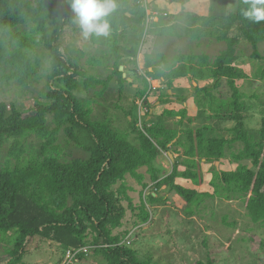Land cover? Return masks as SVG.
<instances>
[{
    "label": "trees",
    "instance_id": "16d2710c",
    "mask_svg": "<svg viewBox=\"0 0 264 264\" xmlns=\"http://www.w3.org/2000/svg\"><path fill=\"white\" fill-rule=\"evenodd\" d=\"M114 2L115 10L106 18L109 32L103 36L115 57L114 68L106 79H99L86 76L62 52L60 37L67 27L76 29L70 0H0V32L10 34L19 27L32 25L34 34H42L41 42L51 58L46 100L39 101L28 112L0 101V236L11 237L13 245L0 264H21L27 245L35 237L59 245L60 263L67 250L89 247L92 254L103 256L106 264H160L154 262V257L141 258L132 243L124 242L137 229L124 234L115 231L124 226L128 210L138 212L135 225L151 222L153 214L149 206L169 200L166 195H159L164 189L184 201L185 211L191 213L216 195L238 197L249 217L264 224V117L257 131L248 128L244 114L247 106L237 85L238 80L248 75L236 65L240 36L250 43L251 58L264 60L259 49L264 40V22L246 19L241 14L246 7L244 0H236V10L227 15H188L197 24L189 31L192 38H203L207 27L224 31L217 38L226 43V49L216 57L205 53H179L173 58L163 53L140 55L139 43L124 50L121 41L130 34L132 44L136 26L144 20V9L138 0ZM136 18L138 21L134 23ZM125 21L128 25L123 27ZM98 37L93 34L92 42L98 44L101 36ZM15 39L18 43L15 49L0 41V80L16 81L27 87L37 76L38 63L32 61L30 54L36 44L22 34ZM122 51L137 69L145 72L137 77L145 87L138 83L135 88L136 98L142 99L144 105L149 103L152 82L173 91L176 83L187 79L197 84L194 86L198 95L194 99L199 108L197 115L189 117L186 106L171 107L164 110L160 122L145 121L139 126L138 106L133 103L127 109L118 105L116 110L124 114L127 123L126 128H121L106 110L97 114L93 105L101 104L100 98L108 101L106 93L113 84H118L116 92L120 97L134 84L124 77L127 72L120 70L124 63ZM79 77L85 78L84 91L93 93L92 97L76 94L81 87ZM202 82L212 83V87H201ZM223 82L230 88V96L213 92ZM168 94L166 97H172ZM164 99L158 97L155 103L161 105ZM179 99L185 103L187 97L181 95ZM205 106L210 113L201 110ZM198 116L232 122L233 126L222 128L219 124L203 123L183 128L186 120L193 124ZM165 118L178 119L179 128L168 127ZM62 133L68 136L66 144L75 143L82 156L67 157L62 152L59 142ZM32 136L39 141L36 147L29 143ZM238 143H242V148L232 152L237 167L218 170L216 162L224 161L227 151ZM163 152L178 156L172 170L162 176L156 161ZM143 168L145 173L141 172ZM128 177L142 186L139 205L130 195L133 187L128 184ZM206 185L213 191L200 189ZM149 186H153L154 192L144 197ZM89 255L78 254L77 262H83ZM195 264L214 261L208 258Z\"/></svg>",
    "mask_w": 264,
    "mask_h": 264
},
{
    "label": "rangeland",
    "instance_id": "374dc122",
    "mask_svg": "<svg viewBox=\"0 0 264 264\" xmlns=\"http://www.w3.org/2000/svg\"><path fill=\"white\" fill-rule=\"evenodd\" d=\"M200 1L204 3V9L202 10H204L203 12L207 11L206 15H209V13L214 16L227 15L229 12L235 11L237 7L236 0ZM150 3L152 10H159L153 4V0ZM198 4L200 3L190 1L189 13H193L196 5L198 6L197 10L199 13L201 4ZM166 6L169 7V3L164 7ZM208 10H210L209 13ZM144 13V20L141 19L136 26V32L132 35V44L130 45L129 43L130 34L125 43L121 44L124 45V50L125 48L131 50L132 45L135 43H139L143 48L149 33L155 27L154 21L158 17L160 19L164 17L160 15L154 20H150L145 10ZM186 14L184 13V15ZM175 18V15L171 17L172 20ZM137 21L138 19L136 18L134 23ZM183 22L188 26L193 25L191 22L189 23L187 18H184ZM126 25H128L127 21L124 22L123 27ZM130 25L132 24L129 22ZM175 25L174 27L167 28V33L162 35L174 36V34H183L184 39L187 40L185 42L182 37L183 41L180 43H169L167 49L169 57L179 53L195 55L205 53L214 58L226 49V43L219 41L217 38L224 32L220 28L213 29L212 27H207L208 29L205 28V31H203L202 39H193L192 41V38H190L191 40L189 41V28L181 27L178 24ZM32 27V25L22 26L13 30L10 34L0 32V41L8 44L12 49H15V46L18 44L15 36L20 34L27 36L30 42L36 44L30 50L32 61L38 63L36 80L31 82L27 87L21 86L16 81L7 83L6 80H0V101H4L8 105L15 104L17 108L25 112L34 110L36 103L46 100L49 89L48 74L51 68L49 52L41 42L42 34H34ZM211 30L213 34H210ZM91 37L92 35L86 39L83 36L76 21V29L67 27L59 39L62 52L68 56L72 63L80 66L81 71L86 76L92 75L99 79H106L113 71L115 57L110 54L109 47L105 45L103 36H101L98 44L93 43ZM240 39L241 41L237 46L236 65L240 69H243L248 76L245 79L238 80L237 85L244 95L247 106V110L244 112L246 124L249 129L257 131L261 127V121L264 117V60L252 59L250 43L242 36H240ZM259 49L262 56H264V40L260 42ZM159 50L155 49L153 53H160ZM122 55L124 57V66L126 67H120V70L126 71L128 77L133 76L130 83H139L140 87L144 88L145 85L137 77L138 75L144 76L145 72L142 69L136 68L132 59L128 58L130 56H126L125 51H122ZM6 75H9V72ZM78 79L81 87L80 90L76 91V94L81 97H92L93 93L84 91L83 82L85 78L79 77ZM117 86V83L113 84L111 89L106 93L108 101L100 98L101 104H94L93 109L97 114L101 113L102 110H106L109 116L120 124L121 128H126L127 123L124 119V114L120 111V115L118 110H116V106L118 105L127 109H130L133 103L137 105L140 118L139 126L145 121H152L153 124L160 122V116L164 110L171 107H188V110H190L189 117L193 114L197 115L199 112V108L194 102V99L198 98L197 92L194 89V86L197 85L192 84L187 79L180 80L178 84L176 83V89L173 90L172 94H168L167 88L159 84L156 86L152 82V88L154 89L155 87L156 90L149 91H152V93L148 96L149 103L145 105L142 99L136 98V89L133 86L125 89L122 97L116 92ZM200 86L209 88L212 87V83L202 82ZM213 92L216 95L218 94L222 97L224 95L226 97L230 96L231 91L226 82H223V86L218 90L213 89ZM167 94L172 97H166ZM181 95L187 97L185 103L179 99ZM158 97L165 98L163 104L160 105L159 102H157L159 104L155 103ZM149 107L151 110H148ZM201 110L210 113L206 106L201 108ZM147 112H150V114ZM48 119L51 120L50 115ZM177 121L178 119L165 118L166 125L171 128H179ZM165 122L162 121V123ZM203 123H210L213 126L219 124L222 128L233 126L232 122L207 120L203 116H198L197 121L193 124H189L186 120L183 128L189 126L198 127ZM59 142L62 152L67 157L82 156L83 152L75 147V143L71 141L69 144H66L68 136L64 133L59 135ZM29 143L36 147L39 141L35 136H32L29 138ZM242 146V143H238L233 149L228 150L224 161L216 165L218 170L235 169L238 164L232 160V152H237ZM177 156L178 154H174L172 157L170 153L163 152L158 157L156 165L162 169V176L172 170L173 162ZM141 172L145 173L146 168L141 169ZM146 181H149L148 175H146ZM127 182L133 187L130 195L134 203L139 205L142 186L131 177L127 178ZM153 189V186H149L144 191V197H147L149 193H153ZM200 189L213 191L208 185ZM159 195H166L169 200L167 203H157L154 206H149V210L153 214L151 222L144 225H135L138 212L128 210L124 219V226L115 231V233L122 232L124 234L127 231L137 229L134 232L131 246L137 249L141 258L154 257V262L159 261L160 264H195L199 260L205 261L208 258H211L214 264H264V224L255 223L249 217L242 199L233 196L228 198L225 194L222 196L216 195L213 199L206 200L199 209L195 208L194 212L191 213L185 211L184 201L177 197L176 194L164 189L160 191ZM124 204L127 206L126 203ZM10 238H2L0 236V259L2 260H6L8 252L13 247ZM61 257L62 251L59 245L46 239L35 237L27 245L21 264H61L59 262ZM72 264H106V261L103 256L90 253L83 262L78 261Z\"/></svg>",
    "mask_w": 264,
    "mask_h": 264
},
{
    "label": "crops",
    "instance_id": "0c3cea01",
    "mask_svg": "<svg viewBox=\"0 0 264 264\" xmlns=\"http://www.w3.org/2000/svg\"><path fill=\"white\" fill-rule=\"evenodd\" d=\"M190 1L192 2H198L201 4V9L200 12L198 13V6L196 5L195 8H194V11L193 13H191L192 15H196V16H206L207 14V11L206 12H203L204 9V3H202L200 0H154L153 1V4L155 5V7L157 9H159L161 12H167L169 15L167 17H163V19H160L159 17L154 21V29L149 33V36L147 38V41L144 43V46L143 48L140 46L139 47V51H140V55L141 54H151V55H155L156 53H153L155 49H160L159 52L160 53H163L165 54L168 58H173L174 56L172 57H169L168 56V44L169 43H180L181 41L186 40L187 39H184L185 37H183L184 35H180V34H174V36H168L167 34L166 35H162V34H165L167 33L166 30L167 28L169 27H174L176 26L175 24H178V25H181V27H185V28H189V31L193 28V27H197L195 25H197L196 23H192L189 18H188V15L189 14V3ZM204 1V0H203ZM169 3V7L166 6L164 7L166 4ZM183 4V5H182ZM198 4V5H200ZM210 10H208V13H209ZM186 12H188L186 14ZM184 13L186 15H184ZM173 15H175V19H171V17H173ZM128 17H132L131 14H128ZM184 18H187L189 20V23L191 22L193 25H185L184 22H183V19ZM189 35H190V32H189ZM182 37H183V40H182ZM190 38L191 35L189 36V41L191 40ZM193 39L195 38H192V41ZM202 39V38H201ZM197 40V39H195ZM121 43H125V40H122ZM124 46V45H122ZM152 48V49H150ZM177 55V54H176ZM122 68L123 67H126L124 66V63L123 65L121 66ZM124 77H127L128 79V82H132L131 81V78L133 77H128L127 73L124 74ZM194 85H197L196 83H192ZM134 88H138L139 87V84H133ZM173 91L172 90H169V94H172ZM159 104V103H157Z\"/></svg>",
    "mask_w": 264,
    "mask_h": 264
},
{
    "label": "clouds",
    "instance_id": "9594fccd",
    "mask_svg": "<svg viewBox=\"0 0 264 264\" xmlns=\"http://www.w3.org/2000/svg\"><path fill=\"white\" fill-rule=\"evenodd\" d=\"M241 14L248 20L264 22V0H244ZM70 7L83 36H106L109 32L107 17L115 10L114 0H70Z\"/></svg>",
    "mask_w": 264,
    "mask_h": 264
},
{
    "label": "built area",
    "instance_id": "2783aa9c",
    "mask_svg": "<svg viewBox=\"0 0 264 264\" xmlns=\"http://www.w3.org/2000/svg\"><path fill=\"white\" fill-rule=\"evenodd\" d=\"M150 1L151 0H138V4L141 6L142 9L145 10L146 14L149 16L150 20H154L156 17L163 15L164 17H166L168 15L167 12L161 13L159 10H152V8L150 7ZM151 90H156V88L154 87V89L152 88ZM143 102V100H142ZM134 236V232H131L127 238L124 240L125 243L127 244H131L132 243V238ZM92 252V249L90 251L89 247L86 248H81L79 250H73V249H69L66 252L65 255V259L61 264H72L74 262H77V255L80 253H86L87 255L89 253Z\"/></svg>",
    "mask_w": 264,
    "mask_h": 264
},
{
    "label": "water",
    "instance_id": "95a60500",
    "mask_svg": "<svg viewBox=\"0 0 264 264\" xmlns=\"http://www.w3.org/2000/svg\"><path fill=\"white\" fill-rule=\"evenodd\" d=\"M170 155L173 157V155L170 153ZM219 164V162H216V165Z\"/></svg>",
    "mask_w": 264,
    "mask_h": 264
}]
</instances>
